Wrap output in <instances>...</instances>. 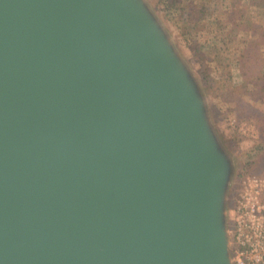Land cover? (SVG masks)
I'll use <instances>...</instances> for the list:
<instances>
[{
	"label": "water",
	"instance_id": "obj_1",
	"mask_svg": "<svg viewBox=\"0 0 264 264\" xmlns=\"http://www.w3.org/2000/svg\"><path fill=\"white\" fill-rule=\"evenodd\" d=\"M235 172L149 0H0V264H233Z\"/></svg>",
	"mask_w": 264,
	"mask_h": 264
},
{
	"label": "rangeland",
	"instance_id": "obj_2",
	"mask_svg": "<svg viewBox=\"0 0 264 264\" xmlns=\"http://www.w3.org/2000/svg\"><path fill=\"white\" fill-rule=\"evenodd\" d=\"M149 1L200 83L213 126L233 158L231 206L242 180L264 173V3Z\"/></svg>",
	"mask_w": 264,
	"mask_h": 264
},
{
	"label": "built area",
	"instance_id": "obj_3",
	"mask_svg": "<svg viewBox=\"0 0 264 264\" xmlns=\"http://www.w3.org/2000/svg\"><path fill=\"white\" fill-rule=\"evenodd\" d=\"M233 264H264V174L247 175L230 207Z\"/></svg>",
	"mask_w": 264,
	"mask_h": 264
},
{
	"label": "trees",
	"instance_id": "obj_4",
	"mask_svg": "<svg viewBox=\"0 0 264 264\" xmlns=\"http://www.w3.org/2000/svg\"><path fill=\"white\" fill-rule=\"evenodd\" d=\"M263 3H264V0H261ZM227 85H229V84H227ZM226 84L224 85L225 87H223V88H226L227 87V89H226V91H230L231 92V89L230 88H228V86H227ZM264 173H251L250 175H256V176H259V175H263Z\"/></svg>",
	"mask_w": 264,
	"mask_h": 264
}]
</instances>
